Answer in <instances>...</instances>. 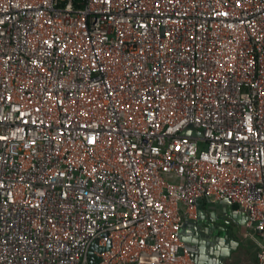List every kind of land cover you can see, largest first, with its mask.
<instances>
[{
  "label": "built area",
  "instance_id": "built-area-1",
  "mask_svg": "<svg viewBox=\"0 0 264 264\" xmlns=\"http://www.w3.org/2000/svg\"><path fill=\"white\" fill-rule=\"evenodd\" d=\"M204 197L264 264V0H0V264H197Z\"/></svg>",
  "mask_w": 264,
  "mask_h": 264
},
{
  "label": "crops",
  "instance_id": "crops-1",
  "mask_svg": "<svg viewBox=\"0 0 264 264\" xmlns=\"http://www.w3.org/2000/svg\"><path fill=\"white\" fill-rule=\"evenodd\" d=\"M214 202L211 201V199L209 198H202L199 200V216H200V211H203L205 213V215L207 216V220H210L212 223L214 222V217L212 216V214H216L217 215V210L220 212V215L222 216V218H227L228 220H230L233 228V231L235 233V240L238 242V240L240 239V235H236V233L238 234L239 232V228L237 227H242L240 228V230L242 229V231H244V233L246 234V228H245V224H246V213L244 211H242L241 209H239V207L237 205H234L230 202H226L224 203V206L221 207H217L218 206V202L216 205V208H214L212 206ZM199 219V218H198ZM199 221V220H197ZM199 223V222H198ZM199 224H195V221H188L182 231V234H184L183 238L185 239V241L188 242V238L189 235H192V233L194 231H199L197 230ZM211 230V229H210ZM209 230V232H210ZM185 235H188V237H186ZM247 235V234H246ZM250 242L252 243V248H253V257L251 260L247 261V263L245 264H258L257 262V249L255 247V245L253 244V242L250 240ZM239 244V243H238ZM196 249V248H195Z\"/></svg>",
  "mask_w": 264,
  "mask_h": 264
},
{
  "label": "water",
  "instance_id": "water-1",
  "mask_svg": "<svg viewBox=\"0 0 264 264\" xmlns=\"http://www.w3.org/2000/svg\"><path fill=\"white\" fill-rule=\"evenodd\" d=\"M214 203L212 206L216 208L217 202L211 199ZM228 201H219V205L222 208V205ZM214 213L212 216L214 217ZM199 221H195V224H199L197 230L201 232L210 233V229H215L212 225L213 223L210 220H207V216L203 211H200ZM199 222V223H198ZM205 228V231H202ZM228 231H224L221 236H214L209 235V240L211 241V244L208 249H205V257L201 260L200 251L196 250L195 248H191L189 246V249L192 253L193 258L195 259L197 264H224L226 253H230L233 249L230 247L229 244V235L227 234ZM184 236V234H182ZM188 237V235H185ZM186 239V238H185ZM188 240V239H187ZM238 244L237 241H235V245Z\"/></svg>",
  "mask_w": 264,
  "mask_h": 264
},
{
  "label": "flooded vegetation",
  "instance_id": "flooded-vegetation-1",
  "mask_svg": "<svg viewBox=\"0 0 264 264\" xmlns=\"http://www.w3.org/2000/svg\"><path fill=\"white\" fill-rule=\"evenodd\" d=\"M218 218H219V214L217 213V215L216 214L214 215V222L212 224L215 229H211L209 234L206 232L194 231L192 235H189L188 246H190L193 249L196 248V250L200 251L201 260L205 257L206 254L205 249H208L211 244V241L209 240V235L221 236L224 231H228L227 234L229 235V239H230L229 240L230 247L233 249L236 246L235 233L233 231L230 220H228L227 218H223L224 219L223 222L220 221ZM202 231H205V228Z\"/></svg>",
  "mask_w": 264,
  "mask_h": 264
},
{
  "label": "rangeland",
  "instance_id": "rangeland-1",
  "mask_svg": "<svg viewBox=\"0 0 264 264\" xmlns=\"http://www.w3.org/2000/svg\"><path fill=\"white\" fill-rule=\"evenodd\" d=\"M224 205H222L223 207ZM218 208L220 205L218 204ZM217 213L219 214V220L224 222V219L220 215V212L217 210ZM233 225V224H232ZM239 228L238 234L240 235V239L238 240L239 244H236L235 248L230 251V253H226L225 256V264H245L247 261L251 260L253 257V248H252V243L250 242V239L247 237V235L240 230L242 227H237Z\"/></svg>",
  "mask_w": 264,
  "mask_h": 264
}]
</instances>
